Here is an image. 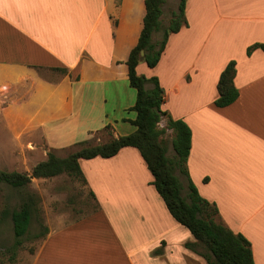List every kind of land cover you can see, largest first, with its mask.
Returning <instances> with one entry per match:
<instances>
[{
  "label": "crops",
  "instance_id": "1",
  "mask_svg": "<svg viewBox=\"0 0 264 264\" xmlns=\"http://www.w3.org/2000/svg\"><path fill=\"white\" fill-rule=\"evenodd\" d=\"M145 15L146 0H0V100L10 102L11 132L32 136L36 148L41 141L47 156L108 126L111 138L134 132L127 62ZM186 17L159 63L141 61L137 71L158 78L163 110L191 128L188 168L199 193L264 264V0H187ZM232 60L239 97L218 107ZM79 162L97 209L47 227L38 248L13 264H209L187 247L194 235L170 213L136 147Z\"/></svg>",
  "mask_w": 264,
  "mask_h": 264
},
{
  "label": "trees",
  "instance_id": "2",
  "mask_svg": "<svg viewBox=\"0 0 264 264\" xmlns=\"http://www.w3.org/2000/svg\"><path fill=\"white\" fill-rule=\"evenodd\" d=\"M165 2L166 0H146L144 26L127 62L130 84L137 91L136 103L132 107L137 113L136 119L132 120L136 130L128 135L111 138L105 143L96 144L91 140L79 142L74 145L76 150L66 157H60L50 151L48 158L39 162L31 173L0 169V184L25 188L34 178H51L61 174L80 178L87 184L80 159H92L98 156L109 158L118 154L124 147H136L152 171L155 177L154 185L170 213L194 235L196 243H187L188 248L204 256L209 264H255L249 239L224 223L216 203L204 198L190 177L188 157L192 147L191 128L183 119H174L163 110L166 97L158 78H148L137 71L141 61H145L150 67H155L165 51L169 37L189 24L186 17L187 0H180L177 11L173 12L169 24L165 26L162 21ZM161 31V39L154 40V35ZM260 46L259 44L251 46L248 54ZM262 48L264 49V46ZM55 70L67 72L66 69ZM236 73L237 63L232 60L219 79V96L215 101L218 107L228 106L238 99ZM149 83L153 84L151 89L146 87ZM163 116H167V128L174 132L172 143L176 154L173 158L167 155L163 138L165 128L159 127ZM109 128L110 126L107 127ZM177 170L186 181L181 180L176 173ZM183 191H186V195H183ZM34 210H36L35 205L28 201L20 209L11 211L15 245L23 244L33 220ZM45 228V231L37 237L48 232V228ZM198 246L203 250L198 249Z\"/></svg>",
  "mask_w": 264,
  "mask_h": 264
},
{
  "label": "rangeland",
  "instance_id": "3",
  "mask_svg": "<svg viewBox=\"0 0 264 264\" xmlns=\"http://www.w3.org/2000/svg\"><path fill=\"white\" fill-rule=\"evenodd\" d=\"M166 2L165 21L163 22L165 26L169 24L172 17V7L180 0H166ZM161 37L162 31L156 36V40ZM146 87L151 89L153 86L149 83ZM9 103L8 99L0 100V169L31 173L33 168L39 162L46 160L48 156L42 149L41 141H36L39 145L36 148L32 145V136H21L11 132L4 114ZM159 127L165 128L163 138L167 147V155L173 158L176 154L172 143L174 132L167 128V116H163ZM110 139L111 130L106 129L96 134L93 142L105 143ZM75 150L76 147H70L53 152L60 157H66ZM176 173L179 174L181 180L186 181L179 170ZM183 195H186V191H183ZM28 201L35 205L36 210H34L33 220L23 244L17 246L11 211L20 209ZM97 207V202L87 184L80 178L68 174L51 178H34L25 188H13L0 184V263L13 264L11 257H28L30 252L36 250L42 242L43 237H37V235L42 233L45 227L57 230L88 216ZM116 214L118 213H113V215Z\"/></svg>",
  "mask_w": 264,
  "mask_h": 264
}]
</instances>
